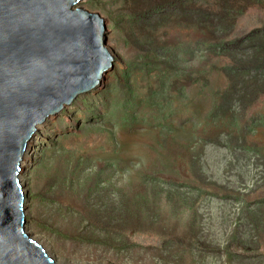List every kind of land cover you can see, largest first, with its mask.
<instances>
[{
	"label": "rangeland",
	"instance_id": "obj_1",
	"mask_svg": "<svg viewBox=\"0 0 264 264\" xmlns=\"http://www.w3.org/2000/svg\"><path fill=\"white\" fill-rule=\"evenodd\" d=\"M80 7L111 67L36 126L25 233L61 264H264V0Z\"/></svg>",
	"mask_w": 264,
	"mask_h": 264
},
{
	"label": "water",
	"instance_id": "obj_2",
	"mask_svg": "<svg viewBox=\"0 0 264 264\" xmlns=\"http://www.w3.org/2000/svg\"><path fill=\"white\" fill-rule=\"evenodd\" d=\"M81 0H0V264H61L23 230L20 163L36 126L111 67Z\"/></svg>",
	"mask_w": 264,
	"mask_h": 264
},
{
	"label": "bare ground",
	"instance_id": "obj_3",
	"mask_svg": "<svg viewBox=\"0 0 264 264\" xmlns=\"http://www.w3.org/2000/svg\"><path fill=\"white\" fill-rule=\"evenodd\" d=\"M73 8H74V6H73ZM108 69H109V68H108ZM108 69H107V71H108ZM105 72H106V71H105ZM102 77H103V75H102ZM102 77L100 78V80L102 79ZM100 80L98 81L97 85H99ZM97 85H96V86H97ZM96 86H95V87H96ZM95 87H94V88H95ZM92 89H93V88H92ZM92 89H91V90H92ZM88 92H89V91H88ZM64 105H68V104H64V103H63L62 106L64 107ZM113 105H114V104H113ZM124 105H125V104H124ZM121 106H122V105H121ZM63 107H62V108H63ZM125 109H126V107H125ZM57 113H58V112H57ZM57 113H56V114H57ZM53 115H55V114H53ZM49 116H52V115H49ZM49 116L45 117V119H47ZM45 119L43 120V122H41V123H39V124H43V123L45 122ZM39 124H38V125H39ZM36 129H37V128H36ZM32 137H33V136H31V138H32ZM31 138H30V139H31ZM29 141H30V140H29ZM29 141H28V143H29ZM28 143H27V145H28ZM22 159H23V158H22ZM119 264H120V263H119Z\"/></svg>",
	"mask_w": 264,
	"mask_h": 264
}]
</instances>
